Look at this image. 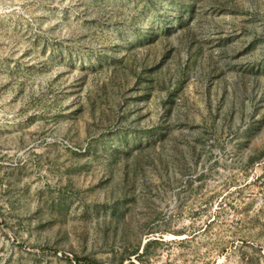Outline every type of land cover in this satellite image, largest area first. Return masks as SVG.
I'll return each mask as SVG.
<instances>
[{
	"label": "rangeland",
	"instance_id": "obj_1",
	"mask_svg": "<svg viewBox=\"0 0 264 264\" xmlns=\"http://www.w3.org/2000/svg\"><path fill=\"white\" fill-rule=\"evenodd\" d=\"M264 264V0H0V264Z\"/></svg>",
	"mask_w": 264,
	"mask_h": 264
},
{
	"label": "trees",
	"instance_id": "obj_2",
	"mask_svg": "<svg viewBox=\"0 0 264 264\" xmlns=\"http://www.w3.org/2000/svg\"><path fill=\"white\" fill-rule=\"evenodd\" d=\"M74 261L77 264H101L99 262H97L96 260L90 259V258H86V257H74Z\"/></svg>",
	"mask_w": 264,
	"mask_h": 264
}]
</instances>
